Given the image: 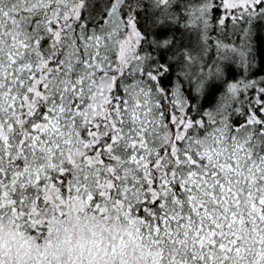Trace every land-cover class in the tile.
I'll list each match as a JSON object with an SVG mask.
<instances>
[{
	"label": "snow or ice",
	"instance_id": "1",
	"mask_svg": "<svg viewBox=\"0 0 264 264\" xmlns=\"http://www.w3.org/2000/svg\"><path fill=\"white\" fill-rule=\"evenodd\" d=\"M0 264H264V0H0Z\"/></svg>",
	"mask_w": 264,
	"mask_h": 264
}]
</instances>
